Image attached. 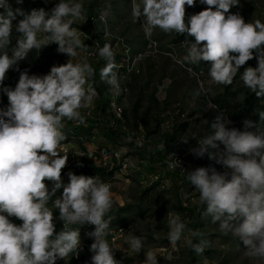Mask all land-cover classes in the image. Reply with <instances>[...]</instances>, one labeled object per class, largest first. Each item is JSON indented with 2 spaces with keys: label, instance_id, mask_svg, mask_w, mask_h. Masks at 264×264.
<instances>
[{
  "label": "clouds",
  "instance_id": "obj_1",
  "mask_svg": "<svg viewBox=\"0 0 264 264\" xmlns=\"http://www.w3.org/2000/svg\"><path fill=\"white\" fill-rule=\"evenodd\" d=\"M196 3L197 0H131V16L148 38L156 29L193 37L194 41L186 38L183 42L187 54L177 62H208L211 84L232 85L239 73L244 87L264 98V21L246 22L240 13H232L230 9L240 0H199L207 7L186 15V7H195ZM84 13L83 0H59L50 10L39 8L27 13L21 8L13 9L9 0H0V93L8 99L7 107H0V264H56L57 259L78 256L79 226L85 224L95 226L88 234L94 238L90 245L91 264H123L115 258V250L122 247L110 242L113 216L109 214L115 204L111 185L99 176L71 171L67 173L69 183L65 185L62 179L68 161V153L61 151L67 140L64 121L84 124L82 109H89L97 96L89 82L96 71L86 59L78 58L81 51L88 52V46L73 25L84 20ZM18 16L22 19L14 24ZM13 30L19 38L9 54ZM108 35L105 33L106 40ZM53 43L58 53L67 55L66 63L52 66L44 75L20 71V62L33 49L39 51ZM92 55L105 61L100 79L119 95L121 85L114 71L118 66L112 45H97ZM253 58L258 65L244 67L240 72ZM10 70L20 73L14 88L4 85ZM201 91L208 96L210 88L202 86ZM208 106L216 107L210 101ZM259 116L258 124L244 121L243 130L226 127L231 121L217 116L211 125L214 134L197 139L193 133L197 147L190 153L197 158L207 154L224 171L197 167L181 172L195 187L199 204L204 206L203 215L210 217L221 233L238 238L246 258L264 264V111ZM182 141L187 143L188 139ZM157 147L165 150L163 143ZM179 166L177 160L169 164L172 168ZM61 188L62 196L52 200ZM56 211L58 217L54 215ZM56 220L63 223L59 232ZM168 225L167 239L173 249L178 250L176 246L182 238L197 255L209 247L207 240L194 242L202 234L187 228L179 215L172 216ZM119 231L124 234L122 229ZM185 231L188 237H184ZM125 243L128 256L143 252L141 264H159L158 254L145 248L144 236L128 232ZM165 259L172 261L175 256L169 254Z\"/></svg>",
  "mask_w": 264,
  "mask_h": 264
},
{
  "label": "rangeland",
  "instance_id": "obj_2",
  "mask_svg": "<svg viewBox=\"0 0 264 264\" xmlns=\"http://www.w3.org/2000/svg\"><path fill=\"white\" fill-rule=\"evenodd\" d=\"M27 1L45 8L46 11L59 2V0H48L47 3L45 0ZM85 1L90 2L91 0ZM100 4V11L107 21V32L109 34L107 40L105 36L97 35L102 47L106 42L110 43L115 54H120V47L126 48L129 54L146 52L149 49L154 50L152 54L136 64L135 71L130 72L126 78L127 91L122 92L120 95L119 102L125 113L127 130L134 132L141 127L157 138L164 134V130L160 126L162 120L174 116L178 118V123L172 128L175 139L171 141L170 145L177 153L189 152V171L197 167H215L218 171H224L223 166L216 164L214 160H210L207 154L203 158H197L189 151L197 147V139L214 134L211 125L215 122L217 116L230 121L225 112H219L215 107L210 108L208 106L209 94L205 96L201 91L203 86L204 89L210 88L209 93L217 92L221 90L223 85L211 84L208 71L191 74L189 69L196 70L194 65H189L187 62H177L183 61V57L187 54V47L183 45V42L186 38L194 41L193 37H189L187 34H176L175 32L164 33L156 29L153 35L148 38L142 31L141 24L133 22L131 0H101ZM205 7L207 6L201 5L197 0L195 7H186V15L190 16ZM230 11L240 13L246 22L254 19L264 21V0H240V4L233 6ZM18 21L13 23L15 24ZM18 38L19 34L13 30L11 43L7 49L9 54L16 47L12 44ZM63 55L65 54L57 52L55 46H45L39 51L33 49L28 54L27 59L20 62L19 69L20 71L27 69L30 75H44L50 71L52 66L62 64L60 59ZM254 60L258 62L256 58ZM19 74V71L10 70L7 73L4 85L14 88L18 82ZM241 85L244 86L243 83ZM103 87L107 89L108 85L104 82ZM249 92H251L249 89L242 88L238 98ZM7 105V96L0 93V107L6 108ZM226 127L232 128L234 126L230 123L226 124ZM193 133L196 134L197 139H193ZM182 139H188V142L184 143ZM70 144L72 145L71 151L76 153L79 146L73 142H70ZM177 146H179V149H176ZM72 168L74 167H65L62 173ZM143 189V184L138 183L136 180V173H132L127 180H115L111 187L115 200L112 210L137 204V198ZM173 190L169 185L166 191L158 193L160 194L159 204H165V211L158 215H152L151 210L146 217L137 220L128 219L125 224L129 227L128 232L146 238L145 248H151L158 254L160 257L158 258L159 264H259V262L250 261L244 256V246L238 238L233 237L230 233L227 235L221 233L218 225L211 223V218L203 215L204 206L199 204V196L193 185L185 191V198H183L185 205L182 206L181 204V206L183 208H193L197 212L198 219L205 225L203 228H194L202 234L194 242H198V239H204L210 242L209 247L205 249L203 254L197 255L186 246L185 240L182 238L176 246L178 250L173 249L167 239L168 221L179 205L177 202L179 197L175 195ZM61 196L62 191H56L52 200ZM54 215L58 217V211L54 212ZM179 216L183 219L181 214ZM11 219L16 224L21 223L16 218ZM189 220L191 221L190 218ZM62 228L63 223L56 220V231L59 232ZM124 245L123 248L125 247L128 251L126 243ZM169 254L174 255L175 259L172 261L165 259ZM136 256L137 254L133 253L128 257L132 260ZM138 256L142 257L140 259L145 258L143 252ZM122 259L126 260V258ZM64 262L72 264L69 258L64 259ZM75 264L82 263L77 261Z\"/></svg>",
  "mask_w": 264,
  "mask_h": 264
},
{
  "label": "built area",
  "instance_id": "obj_3",
  "mask_svg": "<svg viewBox=\"0 0 264 264\" xmlns=\"http://www.w3.org/2000/svg\"><path fill=\"white\" fill-rule=\"evenodd\" d=\"M91 15L86 16L87 14L84 13V20L78 22L77 24L73 25L76 27L81 35L80 38L84 41L85 45L88 46V52L85 53L83 51L80 52L79 59L84 60L86 59L88 63L92 65V67L96 70H99L103 65V60H99L97 56L92 55L93 52L96 50V46L101 44L97 39V35L105 36L107 32V21L103 16L102 12L100 11V6L93 8L89 11ZM93 12V14H92ZM103 17V18H102ZM91 22L89 27H85L88 23ZM101 27L104 29L102 30ZM151 47V45H149ZM154 50H147L137 52L136 54H129L126 48L120 47V54L119 58L120 61L117 63V68L114 71L117 73L120 79L121 91L119 95H116L113 89L108 85L107 89H101L105 92V100L103 101V110L100 109L99 101H100V94L97 88V96L94 98L93 104L89 109H82V114L89 119H95L102 122L103 126L108 127L111 131H113L116 136L119 137L120 143L122 144H130L139 154L142 156L139 159L141 164L148 165L151 164L155 166L156 173L147 174L144 168L137 167L136 168V175L139 176L141 179V183L143 186L146 184H152L159 180L160 175L165 174H178L182 180H185L187 183L188 181L185 179L184 174L181 172V169L188 170V161H189V152L182 151L177 153L175 149L171 148V145L168 148V156L164 165H161L156 159V151L158 150L157 145L163 143V136H171L172 128L176 126L178 123V118L174 116H169L168 118H164L160 123L161 128L164 130V134L160 137H157L154 134H151L145 131L143 128L139 127L138 130L134 132H130L126 128V120H125V113L123 107L121 106L119 100L120 95L122 92L127 91V87L125 85L126 78L130 74V72L135 71L136 64L142 61L145 57L152 54ZM254 59V58H253ZM253 59L249 60L245 66L243 67H256L258 62L253 63ZM68 60L67 55H63L60 59L61 63L64 64ZM191 74L201 73L202 71L193 70L190 68ZM74 124H76L74 122ZM131 137V139H129ZM101 138V134L98 130L94 129L90 136L84 141L85 152L82 150H78L76 153L71 151V144L70 142H64L66 147L62 149V153L66 151L68 153V161L66 167L75 166L79 156H82L84 153H87V156L92 158L93 161L98 165L109 166L112 168L116 166V170L113 174L112 180L105 181L109 183L112 187L115 180L123 179L127 180L128 177H124L125 170L129 167L134 166V162L129 157H124L127 151V147L121 145L117 147L115 150H108L106 147L101 146L98 148L96 144L99 142ZM179 149V146L176 149ZM177 160L180 162V166L176 168L169 167V164L173 161ZM178 164V162H177ZM62 179L64 181V175L62 174ZM170 181L166 178L160 184L159 187L164 188L168 187ZM186 190L182 187L177 189V196L179 200L184 206L183 198H185ZM179 215L177 213L172 214V216ZM183 221L187 224L190 222L188 214L182 215ZM113 229L112 235L110 237V242L116 244L117 246L121 247V243L125 241V237L128 234V226L120 224L110 226ZM120 229L124 231V234L120 233ZM91 233L89 231L85 232V237L81 239V246L79 251V255H72L70 258L75 261H79L82 264H91V256L92 252L90 251V245L94 242V238L89 236L88 234ZM189 234L186 231L184 237H187ZM115 252H122V250H115Z\"/></svg>",
  "mask_w": 264,
  "mask_h": 264
},
{
  "label": "trees",
  "instance_id": "obj_4",
  "mask_svg": "<svg viewBox=\"0 0 264 264\" xmlns=\"http://www.w3.org/2000/svg\"><path fill=\"white\" fill-rule=\"evenodd\" d=\"M101 0H91L90 2H87L83 0L84 7H85V14L86 16L91 15L89 12L93 8L101 7L100 4ZM9 3L11 4L13 9L21 8L23 11L30 12L32 9H39L43 7H38L35 4L29 3L27 0H23V3L17 4L16 0H9ZM93 14V12H92ZM19 19H22V17H17L18 21ZM14 21V22H16ZM88 24L85 26L86 28L89 27L91 22H87ZM103 30L104 28L101 27ZM194 40V38H193ZM12 46H17V41L13 42ZM50 47L54 46L53 44L48 45ZM56 46V44H55ZM120 61L119 54L115 55V62L116 64ZM255 60L253 59V63ZM105 61H103L104 66ZM101 67V68H102ZM100 68V69H101ZM194 68L197 69H203L204 71H208L209 64L208 62L201 61L200 64L194 65ZM100 69L96 70V75L93 80L89 81L93 84L95 88L98 89L100 94V101L99 106L100 109L103 110V101L105 100V92L102 90L104 82L100 79ZM244 67L240 69V72H243ZM242 81L239 79V73L236 78H234V82L232 85L229 86H222L221 90L218 92L209 93L208 99L211 102L212 105H215L216 108L219 110H222L224 112L229 113V119L232 123V125L240 130L244 129V121L250 120L254 124H258L260 122V116L259 112L264 111V98H258L255 93L249 92L248 94L244 95L241 98H238L242 88L244 86L241 85ZM102 87V89H101ZM64 128L63 132L65 133L67 140L65 142H73L79 146V149L82 151L85 150L84 141L90 136L92 131L94 129L98 130L101 134V138L99 142L96 144L98 148L101 146L106 147L108 150L112 151L115 150L117 147H120L121 145L127 147L126 154L124 157H129L133 160L134 166L129 167L127 170H125L124 177H129L132 173H136V168H144L147 174H153L156 173V167L148 164L143 165L139 162V159L142 157L139 152H137L130 144H122L120 143V139L116 134L111 131L108 127L103 126L102 122L95 119H89L85 117V123L81 125L74 124V121H64ZM145 125V124H143ZM175 139L174 135L163 136L164 144H165V150H157L156 151V159L161 162V165H164L168 156V148L171 144V141ZM78 165H83V167H80ZM116 170V166H113L110 168L109 166H103L96 164L92 158L87 156V153H84L82 156H79L78 161L74 168L67 170L66 172H63L64 175V181L63 183L66 185L69 183V178L67 176V173L69 171L73 172L76 175H86V176H99L101 180L103 181H110L112 180L113 174ZM168 179L170 181V187H172L174 190L175 195H177V189L179 187L184 188L185 190L189 189L191 185H189V182H185V180H182V178L178 174H165L160 175L159 180L152 184H146L144 186L143 191L139 194L138 203L132 206H123L116 208L115 210H112L109 215L113 216V219L110 223V226L114 225H125L127 220H137L142 219L148 215V213L152 210V215H158L161 212L165 211V204H159V198H160V192H164L168 189V187L161 188L159 187V184L164 180ZM136 180L138 183H141V179L139 176L136 175ZM49 190H51V183L48 184ZM157 190V191H156ZM63 192V188L57 190V192ZM177 197V196H176ZM178 207L175 210V213L184 215L185 213L188 214L191 221L189 224H187V227L190 229H194L196 227H201L205 225L201 220L198 219V214L193 208H183L181 206V202L179 198H177ZM174 207V206H173ZM182 211H187L183 213ZM76 227V226H73ZM80 230V239L85 237V232L89 231L92 232L95 230L94 225L86 224L85 226L79 227ZM72 264H75L77 261L72 260L69 257ZM56 264H66L64 262V259H57Z\"/></svg>",
  "mask_w": 264,
  "mask_h": 264
},
{
  "label": "crops",
  "instance_id": "obj_5",
  "mask_svg": "<svg viewBox=\"0 0 264 264\" xmlns=\"http://www.w3.org/2000/svg\"><path fill=\"white\" fill-rule=\"evenodd\" d=\"M54 46H55V44H54ZM53 46V47H54ZM55 47H58L57 45L55 46ZM198 71L200 70V71H202L201 73H203L204 72V70L203 69H197ZM218 92V91H217ZM216 108V107H215ZM216 110L217 111H219V112H224V111H222V110H219L218 108H216ZM225 114H227L228 116H229V113L228 112H225ZM230 120V119H229ZM231 125H232V123H231ZM71 147H72V145H71ZM125 244V241L124 242H122L121 243V247H122V253H120V252H115V258L117 259V260H122L123 261V264H141V262L145 259H140V258H142V257H140V256H136V257H133L134 259H130V257H128V256H126L127 254H126V252H127V250L125 249V247L123 248V245ZM125 246V245H124ZM122 258H126V260H124V259H122Z\"/></svg>",
  "mask_w": 264,
  "mask_h": 264
}]
</instances>
